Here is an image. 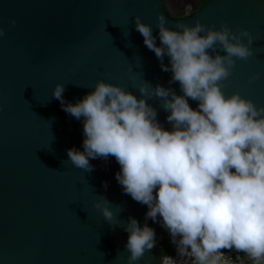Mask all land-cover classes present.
<instances>
[{"label":"water","instance_id":"obj_1","mask_svg":"<svg viewBox=\"0 0 264 264\" xmlns=\"http://www.w3.org/2000/svg\"><path fill=\"white\" fill-rule=\"evenodd\" d=\"M161 13L172 28L199 20L249 29L255 53L237 60L223 91L264 106V0H207L184 16H173L164 0H0V264H127L128 233L95 207L101 198L124 225L134 217L155 229L156 240L171 237L161 223L145 220L147 205L125 194L114 157L90 159L92 171L68 161V149L83 151V120L52 96L64 83L65 102L75 104L101 79L137 99L142 80L182 94L136 30L139 15L159 45ZM257 72L260 79L249 83ZM147 102L171 130L162 101ZM162 256L156 245L137 264H161Z\"/></svg>","mask_w":264,"mask_h":264},{"label":"clouds","instance_id":"obj_2","mask_svg":"<svg viewBox=\"0 0 264 264\" xmlns=\"http://www.w3.org/2000/svg\"><path fill=\"white\" fill-rule=\"evenodd\" d=\"M134 22L162 71L172 72L169 84L178 82L182 94L142 80V98L137 99L123 86L101 79L73 104L65 102L64 83H57L52 96L66 113L83 120V151L68 149V161L92 171L90 159H116V180L125 194L147 205L145 220L161 223L171 236L180 260L165 256L162 264L184 259L221 264L228 259L223 250L264 262V106L239 92L227 96L223 91L237 60L254 55L255 37L227 22L219 29L199 20L172 28L161 13L157 45L153 26L139 15ZM260 77L255 73L249 83ZM152 98L162 101L171 130L158 121L157 109L147 102ZM189 99L198 102L197 108ZM95 207L128 233L127 264H137L156 246L155 229L147 223L141 227L130 217L124 225L106 198Z\"/></svg>","mask_w":264,"mask_h":264},{"label":"flooded vegetation","instance_id":"obj_3","mask_svg":"<svg viewBox=\"0 0 264 264\" xmlns=\"http://www.w3.org/2000/svg\"><path fill=\"white\" fill-rule=\"evenodd\" d=\"M167 8L173 16H184L198 9L207 0H164ZM159 247L166 246L168 250H173L175 246L171 242V237L167 240H156Z\"/></svg>","mask_w":264,"mask_h":264},{"label":"built area","instance_id":"obj_4","mask_svg":"<svg viewBox=\"0 0 264 264\" xmlns=\"http://www.w3.org/2000/svg\"><path fill=\"white\" fill-rule=\"evenodd\" d=\"M224 251V256L227 259V261H222L221 264H256V262L251 261L245 254L243 253H236L235 251H229V250H223ZM165 256H171L174 259L180 260L179 257H177V253H176V249H174L173 251L167 253V254H163L162 257ZM237 257H239V259H237ZM162 264V262H161ZM182 264H192L191 260L188 259H184L182 261ZM260 264H264V262H260Z\"/></svg>","mask_w":264,"mask_h":264},{"label":"trees","instance_id":"obj_5","mask_svg":"<svg viewBox=\"0 0 264 264\" xmlns=\"http://www.w3.org/2000/svg\"><path fill=\"white\" fill-rule=\"evenodd\" d=\"M161 249H162V252H163V254H167V253H169V252H171V250H168L167 248H166V246H162V247H160ZM174 249H176V248H174ZM173 249V250H174ZM172 250V251H173Z\"/></svg>","mask_w":264,"mask_h":264}]
</instances>
